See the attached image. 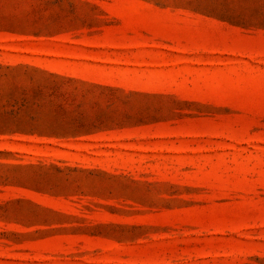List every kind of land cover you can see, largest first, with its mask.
Instances as JSON below:
<instances>
[{
  "label": "rangeland",
  "instance_id": "rangeland-1",
  "mask_svg": "<svg viewBox=\"0 0 264 264\" xmlns=\"http://www.w3.org/2000/svg\"><path fill=\"white\" fill-rule=\"evenodd\" d=\"M0 264H264V0H0Z\"/></svg>",
  "mask_w": 264,
  "mask_h": 264
}]
</instances>
